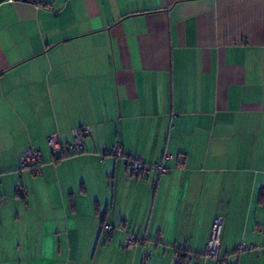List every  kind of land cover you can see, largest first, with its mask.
Returning <instances> with one entry per match:
<instances>
[{
	"label": "crops",
	"instance_id": "1",
	"mask_svg": "<svg viewBox=\"0 0 264 264\" xmlns=\"http://www.w3.org/2000/svg\"><path fill=\"white\" fill-rule=\"evenodd\" d=\"M116 141L170 170L126 177ZM262 193L264 0L0 2V264H264Z\"/></svg>",
	"mask_w": 264,
	"mask_h": 264
},
{
	"label": "built area",
	"instance_id": "2",
	"mask_svg": "<svg viewBox=\"0 0 264 264\" xmlns=\"http://www.w3.org/2000/svg\"><path fill=\"white\" fill-rule=\"evenodd\" d=\"M12 1V0H8ZM90 128L88 126H81L73 129L72 131V140L66 142L64 144H59L53 139H48V146L55 155H61L65 153H75L80 154L87 151L85 144V137L89 134ZM115 158L121 159L123 161L125 176L126 177H134L137 180H144L151 172H157L159 174L166 173L170 170V168L165 164L166 160L172 159V154L166 152L163 154V160L161 162L156 163H146L140 157L134 156L129 157L124 155L122 145L119 141L114 142L108 151ZM41 158L40 151L33 147L27 146L20 153V164L22 166H28L32 164H36ZM16 193L18 195H27V190L22 186H18L16 188ZM223 224V217L217 216L214 218L208 240L206 242L204 251L199 255L201 258L207 259H216L221 260L219 256V246H220V232ZM105 231L110 234L112 233L113 227L110 223H106L103 225ZM137 238L132 234H126L123 239V247L126 250L132 249L135 245ZM243 248L241 245L237 252L239 253ZM149 253L146 252L144 254V258L149 257ZM190 259L193 257L192 255L188 256ZM225 264H232L228 260H224Z\"/></svg>",
	"mask_w": 264,
	"mask_h": 264
},
{
	"label": "trees",
	"instance_id": "3",
	"mask_svg": "<svg viewBox=\"0 0 264 264\" xmlns=\"http://www.w3.org/2000/svg\"><path fill=\"white\" fill-rule=\"evenodd\" d=\"M89 133H90V132H89ZM71 140H72V139H71ZM40 153H41V152H40ZM65 154H66V155H75V153H65ZM62 155H64V154L57 155V156H62ZM40 160H41V158H40ZM40 160H39V161H40ZM39 161H38L36 164H32V165H28V166H22V165H21V166H22L23 168H24V167H25V168L28 167V168H34V169H35L36 166L38 165ZM124 170H125V169H124ZM18 186H22V185H17V187H18ZM17 187H16V188H17ZM22 187H23V186H22ZM23 188L26 189L25 187H23ZM15 190H16V189H15ZM19 196H23V197H24V196H26V195L21 194V195H19ZM262 196H264V193H262ZM112 231H113V230H112ZM110 234H111V233H110ZM110 234H109V235H110ZM122 247H123V241H122ZM123 248H124V247H123Z\"/></svg>",
	"mask_w": 264,
	"mask_h": 264
},
{
	"label": "water",
	"instance_id": "4",
	"mask_svg": "<svg viewBox=\"0 0 264 264\" xmlns=\"http://www.w3.org/2000/svg\"><path fill=\"white\" fill-rule=\"evenodd\" d=\"M3 0H0V2H2ZM23 1H26V0H23Z\"/></svg>",
	"mask_w": 264,
	"mask_h": 264
}]
</instances>
